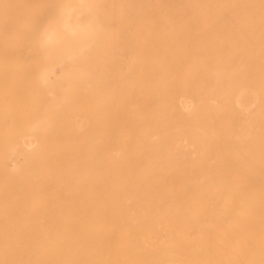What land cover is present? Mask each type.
<instances>
[{"label": "bare ground", "instance_id": "1", "mask_svg": "<svg viewBox=\"0 0 264 264\" xmlns=\"http://www.w3.org/2000/svg\"><path fill=\"white\" fill-rule=\"evenodd\" d=\"M51 185L58 227L14 210ZM0 229L3 264H264V0H0Z\"/></svg>", "mask_w": 264, "mask_h": 264}, {"label": "rangeland", "instance_id": "2", "mask_svg": "<svg viewBox=\"0 0 264 264\" xmlns=\"http://www.w3.org/2000/svg\"><path fill=\"white\" fill-rule=\"evenodd\" d=\"M19 125H21V122H18ZM23 124V122H22ZM22 127V125L20 126ZM23 138L25 139V141L29 140V136H27L26 134L23 135ZM22 160V156L18 155L14 157V162L19 164ZM8 165L11 166L12 165V160L8 161ZM47 193V192H46ZM55 195L57 196L58 194L60 195V197L62 198V200L64 202H70L71 198L69 195V192L67 190H64L61 188V186L59 185H51L49 186V192L43 196H47L46 197V201H49L48 204L42 208V209H31L30 207H28L27 205H25L24 203H22L19 199H17L16 203L14 204V210L19 211L20 214H23L25 212H29L28 214H30L32 212V210L37 211L41 216L39 217V219H37L35 226L39 224H41L43 227H58L59 226V218L57 216V211H56V207L60 204V198H54L49 200V195ZM63 218H67L66 216H64ZM11 221V220H10ZM47 221V222H46ZM0 234H1V229H0ZM24 235V233H23ZM29 238L28 235H24L22 236V240L26 241ZM3 261H0V264H3ZM5 264H83L82 261L79 260H75V261H56V260H21V259H11V260H6Z\"/></svg>", "mask_w": 264, "mask_h": 264}]
</instances>
